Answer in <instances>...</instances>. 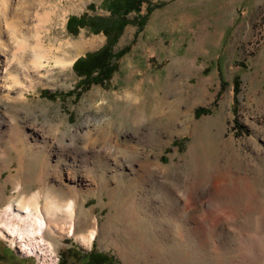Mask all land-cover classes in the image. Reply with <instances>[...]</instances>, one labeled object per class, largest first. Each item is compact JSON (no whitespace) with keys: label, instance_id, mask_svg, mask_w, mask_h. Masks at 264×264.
Segmentation results:
<instances>
[{"label":"rangeland","instance_id":"obj_1","mask_svg":"<svg viewBox=\"0 0 264 264\" xmlns=\"http://www.w3.org/2000/svg\"><path fill=\"white\" fill-rule=\"evenodd\" d=\"M103 1L0 3V210L44 190L76 212L51 255L0 228V264H264V0H151L84 84L74 63L108 39L67 24ZM22 32L74 63L15 79Z\"/></svg>","mask_w":264,"mask_h":264},{"label":"bare ground","instance_id":"obj_2","mask_svg":"<svg viewBox=\"0 0 264 264\" xmlns=\"http://www.w3.org/2000/svg\"><path fill=\"white\" fill-rule=\"evenodd\" d=\"M0 3H2V0H0ZM3 4L6 6L4 1ZM27 5L30 4L27 3ZM24 6L22 5V29L26 26L29 16ZM6 8L7 7H5V9ZM29 38L30 40H27ZM66 45L69 46V44ZM75 49L77 52H81L82 50L81 47ZM69 52V49L61 50L60 48L55 49L51 46H44L39 37H33L32 35L28 37L25 32H22V54L20 58H18L17 63L19 67L15 70L16 75H14V78L19 79L20 74H22L24 78L37 76V74H41L43 70H47L52 62L66 71L74 63V60H71ZM12 133L13 132H11V136ZM11 141L15 143L20 142V135L14 133L11 137ZM71 206V203H62L60 198L51 191L41 190L32 194L27 200L25 197L19 200H12L6 207L0 210V228L4 229L10 236L20 240L23 243V247L33 244L36 245L39 250H44V246L46 245L51 255L54 247L50 242L44 241L47 239L45 238L47 235L51 234L55 236L67 230L70 234H74L73 230L76 212ZM1 232L0 229V233ZM94 235L95 232L93 231L90 237L85 239L86 243L92 241Z\"/></svg>","mask_w":264,"mask_h":264},{"label":"trees","instance_id":"obj_3","mask_svg":"<svg viewBox=\"0 0 264 264\" xmlns=\"http://www.w3.org/2000/svg\"><path fill=\"white\" fill-rule=\"evenodd\" d=\"M149 1L151 0H104L102 6L110 13L107 17L87 19L83 15L80 18L73 17L69 19L67 27L73 35L80 28L89 27L93 32H103L108 39L100 51L83 59L80 58L74 63L73 68L84 78L81 82L84 84L87 80L99 82L100 77H111L123 54L120 51L112 56L111 50L116 45L126 25V19L124 17L132 11H141L144 5L146 6L147 14H151L154 7H149ZM67 94L71 96L74 93L69 92ZM43 95L48 98L56 97V94L47 91H44ZM201 112L205 113L204 110H200L196 112V116H200ZM110 262V256L98 254L94 251H91L88 255L86 254L82 259L83 264H110Z\"/></svg>","mask_w":264,"mask_h":264},{"label":"flooded vegetation","instance_id":"obj_4","mask_svg":"<svg viewBox=\"0 0 264 264\" xmlns=\"http://www.w3.org/2000/svg\"><path fill=\"white\" fill-rule=\"evenodd\" d=\"M7 253V250L5 248H0V254L5 255Z\"/></svg>","mask_w":264,"mask_h":264}]
</instances>
